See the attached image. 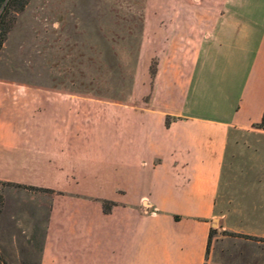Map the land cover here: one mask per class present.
I'll return each instance as SVG.
<instances>
[{
  "label": "crops",
  "instance_id": "obj_1",
  "mask_svg": "<svg viewBox=\"0 0 264 264\" xmlns=\"http://www.w3.org/2000/svg\"><path fill=\"white\" fill-rule=\"evenodd\" d=\"M199 3L145 100L0 82L8 264L37 226V264H264V0Z\"/></svg>",
  "mask_w": 264,
  "mask_h": 264
},
{
  "label": "rangeland",
  "instance_id": "obj_2",
  "mask_svg": "<svg viewBox=\"0 0 264 264\" xmlns=\"http://www.w3.org/2000/svg\"><path fill=\"white\" fill-rule=\"evenodd\" d=\"M198 2L203 7L211 0H29L0 49V82L112 103L145 100L169 49L166 22L209 17ZM7 186L0 184L2 196ZM40 236L37 226L27 242L19 240L20 264H37ZM1 238L6 245L5 234ZM234 259L253 264L251 258Z\"/></svg>",
  "mask_w": 264,
  "mask_h": 264
},
{
  "label": "trees",
  "instance_id": "obj_3",
  "mask_svg": "<svg viewBox=\"0 0 264 264\" xmlns=\"http://www.w3.org/2000/svg\"><path fill=\"white\" fill-rule=\"evenodd\" d=\"M28 2L29 0H0V49L2 48L3 43L7 38L8 32L10 31L11 27L13 26L15 22L16 13L24 10ZM166 123H168V120L166 121ZM254 127L264 129V112L262 114L261 120L258 123H255ZM0 184L8 185V186L10 185L11 186L12 185L21 186V185H15L13 183H8L4 181H0ZM25 188H32V187L25 186ZM2 204H3V196L0 193V210H1ZM104 209L106 210L108 209V202L104 203ZM212 234H213V230H210L208 248H209V242L211 240ZM225 234L236 235L230 232H225ZM240 236L251 238L249 235H240ZM0 264H7V262L1 256V254H0Z\"/></svg>",
  "mask_w": 264,
  "mask_h": 264
}]
</instances>
